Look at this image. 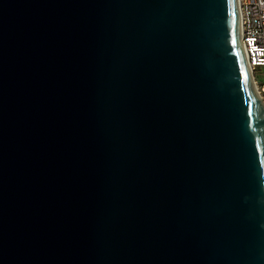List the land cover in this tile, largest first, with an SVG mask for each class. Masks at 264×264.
Masks as SVG:
<instances>
[{
    "label": "water",
    "instance_id": "95a60500",
    "mask_svg": "<svg viewBox=\"0 0 264 264\" xmlns=\"http://www.w3.org/2000/svg\"><path fill=\"white\" fill-rule=\"evenodd\" d=\"M240 0H0V264H264V103Z\"/></svg>",
    "mask_w": 264,
    "mask_h": 264
},
{
    "label": "built area",
    "instance_id": "2783aa9c",
    "mask_svg": "<svg viewBox=\"0 0 264 264\" xmlns=\"http://www.w3.org/2000/svg\"><path fill=\"white\" fill-rule=\"evenodd\" d=\"M245 45L253 74L264 69V0H240ZM264 91V90H263Z\"/></svg>",
    "mask_w": 264,
    "mask_h": 264
},
{
    "label": "rangeland",
    "instance_id": "374dc122",
    "mask_svg": "<svg viewBox=\"0 0 264 264\" xmlns=\"http://www.w3.org/2000/svg\"><path fill=\"white\" fill-rule=\"evenodd\" d=\"M254 80L256 82V85L259 89L261 98L264 102V69L256 71L254 74Z\"/></svg>",
    "mask_w": 264,
    "mask_h": 264
},
{
    "label": "bare ground",
    "instance_id": "6f19581e",
    "mask_svg": "<svg viewBox=\"0 0 264 264\" xmlns=\"http://www.w3.org/2000/svg\"><path fill=\"white\" fill-rule=\"evenodd\" d=\"M263 101V100H262ZM264 103V102H263Z\"/></svg>",
    "mask_w": 264,
    "mask_h": 264
}]
</instances>
